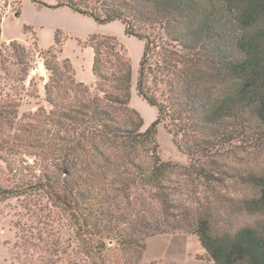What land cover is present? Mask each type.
<instances>
[{
    "label": "trees",
    "instance_id": "obj_1",
    "mask_svg": "<svg viewBox=\"0 0 264 264\" xmlns=\"http://www.w3.org/2000/svg\"><path fill=\"white\" fill-rule=\"evenodd\" d=\"M34 1L68 6L101 24L119 20L126 35L143 40L136 90L158 110L143 130V117L130 105L132 60L118 37L91 34L84 42L94 53V90L76 79L68 57L58 59L66 35L57 29L54 44L40 49L51 72L45 93L52 108L37 110L28 117L37 124L24 122V137L15 135L27 145L57 153L62 162L57 168L66 177L61 185L49 186L53 201L69 210L123 216L127 210H145L136 199V192L144 189L164 216L174 217L178 188L170 183L174 175L183 174L202 180L224 202L227 196L213 183L224 184L232 174L214 156L240 129H250L252 122L264 126V0ZM2 9L0 41L6 15ZM30 28L24 26L25 31ZM9 46L15 58L11 64L27 72L31 54L17 40ZM0 56V64H5L3 53ZM19 105L0 100V117L12 124ZM160 123L188 154L189 166L161 157ZM245 177L251 194L238 199V206L264 212V169L248 170ZM144 217L134 222L139 232L151 226ZM213 219L211 212H200L192 226L216 264H264V222L230 234L216 232Z\"/></svg>",
    "mask_w": 264,
    "mask_h": 264
},
{
    "label": "rangeland",
    "instance_id": "obj_2",
    "mask_svg": "<svg viewBox=\"0 0 264 264\" xmlns=\"http://www.w3.org/2000/svg\"><path fill=\"white\" fill-rule=\"evenodd\" d=\"M0 8L6 14L0 41V54L6 58V63L0 64V100L20 103L12 124L0 117V264H216L194 232L192 224L198 213L211 212L213 228L219 233L231 234L264 222L263 211H247L236 202L251 194L243 182L248 170L264 169V126L258 122H252L251 128L242 133L240 129L237 138L214 156L221 168L232 174L224 184L213 183L227 196L224 202L202 180L183 174L174 175L170 183L178 188L173 195L177 202L174 217L164 216L159 203L144 189L136 192V199L145 205V210H127L123 216L69 210L53 201L49 186L61 185L66 177L57 168L62 165L57 153L54 148L27 145L15 137H24L20 131L24 122L37 124L29 116L40 108H52L45 93L51 72L44 65L40 48L51 47L56 30H62V36H66L63 53L57 52L58 59L68 57L79 79L91 85L95 81L93 51L84 48V42L91 34L118 37L132 60L130 105L143 117L144 130L158 114L157 108L136 90L144 41L126 35L125 25L119 20L101 24L67 7H40L34 0H6ZM19 9L21 13L16 15ZM26 25L31 26L28 31L24 30ZM11 40H17L31 54L27 72L11 64L15 61ZM157 141L164 160L190 165L188 154L175 144L164 123L158 125ZM142 216L151 226L139 232L134 222ZM170 221L174 225H164ZM158 225L164 230H157L154 226Z\"/></svg>",
    "mask_w": 264,
    "mask_h": 264
},
{
    "label": "crops",
    "instance_id": "obj_3",
    "mask_svg": "<svg viewBox=\"0 0 264 264\" xmlns=\"http://www.w3.org/2000/svg\"><path fill=\"white\" fill-rule=\"evenodd\" d=\"M44 2H46L47 4H55L56 2H57V0H49V1H46V0H43ZM36 3V2H35ZM36 4H38L40 7H42V6H46V5H41V4H39V3H36ZM48 7V6H47ZM59 7H67V8H69V9H71L70 7H68V6H59ZM59 7H49V8H59ZM72 11H74L73 9H71ZM20 13H21V10H20ZM74 13H77V14H80L79 12H76V11H74ZM81 15H83V14H81ZM108 24V23H107ZM90 36V35H89ZM80 43H81V41H79ZM64 45V44H63ZM86 47H90V46H84V48H86ZM91 48V47H90ZM143 48H144V45L142 46V53H143ZM41 49V48H40ZM92 49V48H91ZM64 50V49H63ZM92 51H93V49H92ZM62 53H63V51H62ZM93 55H94V53H93ZM141 56H142V54H141ZM140 59H141V57H140ZM71 61V60H70ZM93 62V61H92ZM93 64V63H92ZM75 69V68H74ZM78 71L75 69V76H76V79L78 80V81H81L80 79H79V77H78V73H77ZM93 72V71H92ZM93 75H94V73H93ZM94 77H95V81H94V83H92L90 86H92V87H94L95 86V84H96V76L94 75ZM82 82H84V81H82ZM85 83V82H84ZM87 84V83H86ZM89 85V84H88Z\"/></svg>",
    "mask_w": 264,
    "mask_h": 264
},
{
    "label": "built area",
    "instance_id": "obj_4",
    "mask_svg": "<svg viewBox=\"0 0 264 264\" xmlns=\"http://www.w3.org/2000/svg\"><path fill=\"white\" fill-rule=\"evenodd\" d=\"M6 5V0H0V7H4Z\"/></svg>",
    "mask_w": 264,
    "mask_h": 264
},
{
    "label": "water",
    "instance_id": "obj_5",
    "mask_svg": "<svg viewBox=\"0 0 264 264\" xmlns=\"http://www.w3.org/2000/svg\"><path fill=\"white\" fill-rule=\"evenodd\" d=\"M15 14L18 15V12H16Z\"/></svg>",
    "mask_w": 264,
    "mask_h": 264
}]
</instances>
